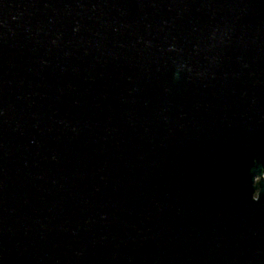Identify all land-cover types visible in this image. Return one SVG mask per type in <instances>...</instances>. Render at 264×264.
I'll use <instances>...</instances> for the list:
<instances>
[{"label":"water","instance_id":"95a60500","mask_svg":"<svg viewBox=\"0 0 264 264\" xmlns=\"http://www.w3.org/2000/svg\"><path fill=\"white\" fill-rule=\"evenodd\" d=\"M0 264H264V0H0Z\"/></svg>","mask_w":264,"mask_h":264}]
</instances>
